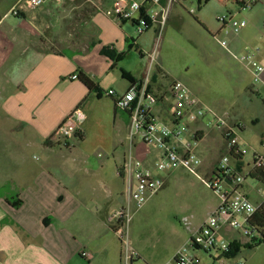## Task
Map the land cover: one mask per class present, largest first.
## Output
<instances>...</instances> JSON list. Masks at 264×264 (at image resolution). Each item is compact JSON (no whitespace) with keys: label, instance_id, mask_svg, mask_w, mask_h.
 Segmentation results:
<instances>
[{"label":"crops","instance_id":"obj_1","mask_svg":"<svg viewBox=\"0 0 264 264\" xmlns=\"http://www.w3.org/2000/svg\"><path fill=\"white\" fill-rule=\"evenodd\" d=\"M210 1L201 4L198 0V9ZM17 2L0 0V264H137L141 257L126 261L122 242L110 221V215L127 203L125 195L114 196L111 191L110 195H102L98 180L102 182L103 173L96 171L113 170L125 186L119 171L128 152L133 150L147 163L155 155L147 156L140 141H135L133 146L128 140V114L116 105L115 97L106 94L108 89H103L102 84L111 73L121 71L123 81H116L108 88L125 92L149 74V89L160 98L154 113L172 124L173 98L166 95L171 82L178 78L164 65L160 49L168 28L183 31L185 17L179 7L193 1L182 0L177 4L162 0L157 5L147 4L132 19L123 22L106 14L114 0H47L41 7L12 14ZM220 2L227 7V13L246 21V26L237 33L220 27L216 35L226 41L223 35L231 36L230 43L227 41L224 47L234 52L251 38L253 18L259 19L264 9L255 7L259 0L249 9L235 0ZM149 8L161 13L168 8V14L164 25L159 21L152 24L153 45L145 46L142 36L135 39V31ZM157 44L158 53L152 60L150 53ZM133 49L141 59L138 67L130 68L124 60ZM249 52L264 64V47ZM81 73L91 77L98 90H91L81 77L72 78ZM252 79L249 92L261 100L264 119V72L262 81ZM197 96L202 105L226 115L231 124L240 123L239 136L246 130L248 118L244 109H251L252 100H238L227 107L204 103ZM78 107L84 113L79 122L80 136L53 137ZM101 110H105V116L98 114ZM190 128L193 132L198 130L200 155L215 156L210 140L220 132L224 142L223 130L208 125L205 120L191 123ZM99 133L116 141L117 146L120 144L122 155L117 148L106 159L94 157L85 146L92 135ZM64 140L70 142V147L64 145ZM204 145L206 152L202 151ZM253 150V156L256 152L264 154V134L259 148ZM244 158L245 155H232V163L252 179L264 181L257 169L252 168L254 157L247 163ZM177 170L166 175L165 185ZM248 180L247 177L243 189L255 204H260L263 199L260 191L264 188H257ZM254 192L256 199L251 196ZM19 199L21 204L14 206L12 202ZM94 201L101 205L97 210ZM218 232L230 246L239 247V252L260 245L251 247L253 239L228 226L220 227ZM190 235L183 237L176 250ZM227 258H231L230 264L241 260L235 256Z\"/></svg>","mask_w":264,"mask_h":264},{"label":"built area","instance_id":"obj_2","mask_svg":"<svg viewBox=\"0 0 264 264\" xmlns=\"http://www.w3.org/2000/svg\"><path fill=\"white\" fill-rule=\"evenodd\" d=\"M47 0H18L12 8V14H19L25 8H38ZM162 0H114L113 5L106 10V14L117 22L130 20L137 11H142L147 4L157 5ZM173 3L177 0H169ZM241 7L251 8L257 0H239ZM168 8L162 13L149 8L139 19L138 28L141 32L148 30L152 24L161 22L165 24ZM221 27L229 32H239L246 26V21L237 19L232 13H223L218 16ZM223 46L227 41L215 36ZM159 44L150 53L155 60ZM242 59L247 63L256 82L262 81L264 64L252 53H246ZM73 79L79 74L72 75ZM149 74L138 83H134L125 92L108 89L106 94L116 98V105L127 112L129 129L127 138L134 146L135 141L144 145L147 156L155 158L147 163L130 150L122 164L119 173L124 178L127 197L126 205L118 208L110 215V221L115 225L126 261L130 262L140 258V253L133 246L130 237V225L135 214L157 194L166 183V175L176 169H185L193 175L199 176L202 159L198 153V130L193 132L191 123L207 121L217 129L223 130L228 137L227 147L229 152L224 155L213 168L210 176L204 181L217 193L219 205L200 227L192 229L191 221L185 217L182 222L190 229L191 235L187 242L181 245L163 264H201L200 251L211 253L218 250L226 253L230 250L227 239L219 236V228L228 226L242 232L250 239L258 238L254 227L250 224L258 207L264 203V190H261L262 202L255 204L243 189L248 174L241 172L232 163V155H245L248 147L240 141L239 131L241 124H231L226 115L202 105L200 98L181 80H174L170 84L167 98H173L170 106L173 123L168 124L154 113V107L160 98L149 89ZM84 118L80 107L74 109L67 120L56 130L53 137L71 138L79 137V122ZM64 145L70 147V142L64 140ZM157 152V154H156ZM252 168L264 167V154L254 153ZM84 256H90L84 253ZM234 264H245L243 260Z\"/></svg>","mask_w":264,"mask_h":264},{"label":"rangeland","instance_id":"obj_3","mask_svg":"<svg viewBox=\"0 0 264 264\" xmlns=\"http://www.w3.org/2000/svg\"><path fill=\"white\" fill-rule=\"evenodd\" d=\"M192 1L184 2V7H179L185 17V28L183 31L168 28L160 56L168 70H172L174 77L186 83L201 99L203 98L204 103L213 102L228 107L238 100L253 101L251 109H244L247 112L248 126L240 135V141L248 145V152L244 158V163H247L252 160L253 149L259 148L264 134V119L261 113L263 111L261 100L256 94L249 92L253 77L242 57L248 51L264 47L262 19L264 12H261L259 19L253 18L254 32L251 38L243 42L234 52H230V49L221 45L215 37L221 27L218 16L227 13V7L223 6L220 0H211L207 4L203 3L199 10L198 0ZM175 2L178 4L182 0ZM255 7L264 9V0H259ZM246 9L245 13L248 11ZM151 28L145 33L137 28L135 39L138 40L142 36L145 46H152L154 30ZM223 36L230 43L231 36ZM140 59L139 52L133 49V53L124 62L130 68H134L139 66ZM116 81H123L121 71L111 73L106 83L102 84L103 89H109L110 84ZM98 114L105 116L106 112L101 110ZM255 119L258 121H254ZM123 136L122 133L121 138ZM222 139V133L217 132V136L210 140L214 149L213 157L204 153L200 155L198 150L199 155L204 159L199 169V176L185 169H178L167 185L135 214L129 232L133 246L140 252L141 259L137 264H161L167 261L181 244L183 237L191 233L182 220L188 217L192 223L191 227H197L216 210L220 203L219 197L204 179L208 178L210 170L227 153L226 142H222ZM85 147L94 157L103 159L109 154L111 157L113 150L117 148L120 155L123 153L120 144L117 146L116 141L100 133L97 136L92 135ZM206 150L207 147L204 145L202 151L206 152ZM96 172L103 173L102 182L98 180L102 195H110V191L114 196H123V193L125 195L123 180L114 174L113 170L105 168ZM248 179V182L257 188H264L263 180L252 179L249 176ZM251 196L256 199L257 193L254 192ZM125 198L127 202L126 195ZM93 207L97 210L101 205L94 201ZM84 209L85 207L81 211ZM199 256L201 264H230L232 261L218 250L211 253L200 251ZM235 257L245 261V264H264V242L250 250L243 249L236 253Z\"/></svg>","mask_w":264,"mask_h":264},{"label":"trees","instance_id":"obj_4","mask_svg":"<svg viewBox=\"0 0 264 264\" xmlns=\"http://www.w3.org/2000/svg\"><path fill=\"white\" fill-rule=\"evenodd\" d=\"M205 1H208V0H199V2H201V4H202V2H205ZM235 1L238 4H241V2L239 0H235ZM79 77H81L82 81L91 90H98V87L96 86L93 79L91 77H89L87 74L81 73V76L79 75ZM132 81H134V80H132ZM224 138L226 141V149H227V151H229V149L227 147L228 137H226L225 134H224ZM256 173H259L260 175H262L264 177V167L257 168ZM251 175L257 176L254 173H251ZM21 202L22 201L19 199L16 202H12V204L17 207L21 204ZM250 224L254 227V231L260 237V238H258L257 241H256V238H253V242L250 245L252 247V246H257V245L261 244L262 242H264V203L258 207L257 211L255 212V214L252 217ZM238 252H239V247L230 246V250L228 252L224 253V256L225 257H233Z\"/></svg>","mask_w":264,"mask_h":264}]
</instances>
